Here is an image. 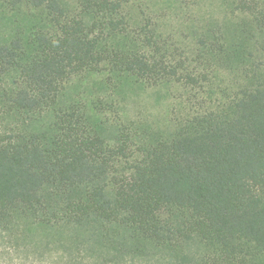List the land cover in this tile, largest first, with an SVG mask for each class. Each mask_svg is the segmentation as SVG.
<instances>
[{
    "label": "trees",
    "instance_id": "1",
    "mask_svg": "<svg viewBox=\"0 0 264 264\" xmlns=\"http://www.w3.org/2000/svg\"><path fill=\"white\" fill-rule=\"evenodd\" d=\"M159 1L0 0L17 264H264V0H164L223 10L179 30Z\"/></svg>",
    "mask_w": 264,
    "mask_h": 264
},
{
    "label": "rangeland",
    "instance_id": "2",
    "mask_svg": "<svg viewBox=\"0 0 264 264\" xmlns=\"http://www.w3.org/2000/svg\"><path fill=\"white\" fill-rule=\"evenodd\" d=\"M148 3L150 0H146ZM156 11L161 12L165 17L162 18L163 25L170 30H179L185 28L188 20H205L210 18H220L223 14L221 6L217 2H199L189 1L187 4L180 5L174 3L173 7L161 0L154 2ZM166 104L156 102L155 96L149 93L141 98L138 104L131 108L132 113H143L152 115L156 120H162L166 113ZM0 264H17L12 256L0 249ZM55 264H61L55 260Z\"/></svg>",
    "mask_w": 264,
    "mask_h": 264
}]
</instances>
